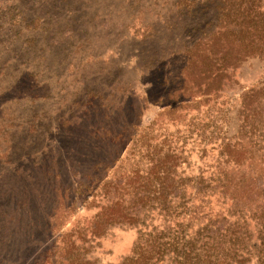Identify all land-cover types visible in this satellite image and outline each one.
<instances>
[{
    "label": "trees",
    "instance_id": "trees-1",
    "mask_svg": "<svg viewBox=\"0 0 264 264\" xmlns=\"http://www.w3.org/2000/svg\"><path fill=\"white\" fill-rule=\"evenodd\" d=\"M74 4L0 0V57L18 62L21 54L27 56L39 40L50 38L54 20L66 9L73 12ZM171 7L178 9L176 26L184 33L179 71L194 78L178 83L179 105L184 99L202 103L208 95L235 92L234 72L250 60L264 59L260 0H176ZM199 8L215 12L212 20L195 18ZM154 64L151 72L159 83L165 64ZM238 91L234 128L227 125L222 136L208 142L210 160L195 172L184 145L170 139L177 132L157 121L145 127L124 121L97 96L86 115L119 125L100 126L96 136L91 134L99 140L92 148H113V155L95 159L91 170L74 174L77 181L67 187V208L93 215L57 236L35 264H102L95 252L114 229L136 233L130 253L116 264H264V83ZM183 108L169 115L180 116ZM196 124V135H213L204 119Z\"/></svg>",
    "mask_w": 264,
    "mask_h": 264
},
{
    "label": "rangeland",
    "instance_id": "rangeland-1",
    "mask_svg": "<svg viewBox=\"0 0 264 264\" xmlns=\"http://www.w3.org/2000/svg\"><path fill=\"white\" fill-rule=\"evenodd\" d=\"M74 1L73 12H61L50 38L39 40L27 56L21 54L18 62L0 57V264H35L57 236L92 217V210L74 214L67 208V187L95 159L113 155V148H92L100 126L119 125L86 115L97 96L124 121L143 127L157 121L177 132L170 139L184 145L195 172L210 160L208 142L227 125L234 128L238 89L264 83V59H253L234 72L235 92L179 105L178 83L194 78L179 71L184 33L176 26L178 9L171 7L176 0ZM197 11L193 15L204 22L215 14ZM157 60L165 64L159 83L151 72ZM163 79L170 83L159 86ZM180 106V116L169 115ZM202 119L212 136L196 135ZM135 240L133 230H111L94 256L116 264Z\"/></svg>",
    "mask_w": 264,
    "mask_h": 264
}]
</instances>
